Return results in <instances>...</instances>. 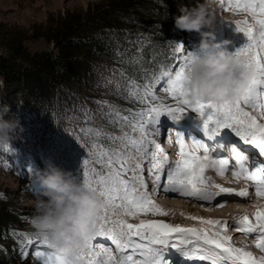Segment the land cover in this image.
<instances>
[{"label":"snow or ice","instance_id":"snow-or-ice-1","mask_svg":"<svg viewBox=\"0 0 264 264\" xmlns=\"http://www.w3.org/2000/svg\"><path fill=\"white\" fill-rule=\"evenodd\" d=\"M225 11L244 13V18L234 23L236 31L247 38V42L231 53L241 61V66L253 70V76L242 95L235 100L212 103L187 98L185 69L190 52L183 50L176 42L172 49L176 66L167 79L163 92L170 100L156 95L155 85L167 71L149 74L143 84L135 79L125 78L129 99H134L141 107L136 111L121 110L107 101H95L100 106L103 117L109 124L120 128L119 134L103 128L87 126L92 118L89 109L82 108L85 127L75 140L87 149V156L80 166V183L91 191L98 192L104 205L96 215L95 232L86 238L84 245L74 246V255L54 251L39 234L13 232L18 241L22 258L26 259L29 247L34 264H173L175 255L189 264L206 261L208 264H264V256L257 257L252 251L233 243L229 229L254 236L252 243L264 253V205H254L249 215L232 216L228 219H212L189 215L200 227L171 224L164 220H145L129 223L123 217L138 215L167 216L168 212L151 198L147 175L152 182V191L176 194L190 198L201 204L224 207V198L250 200V188L255 196L264 198V0H218ZM250 18V19H249ZM143 43L137 47V55L128 60L137 65L143 60ZM123 53L117 52V56ZM121 75L123 73L121 72ZM112 81L109 80L108 83ZM121 85L116 82V89ZM107 111H104V109ZM195 111L203 118L204 136L211 139L221 129H230L232 136L228 143L211 144L204 140H191V147L185 137L175 132L178 146L176 159L169 162L167 154L157 143L155 136L161 135L156 127L161 114L178 121L187 110ZM130 128V135L124 131ZM102 140L121 145L109 148ZM228 147L229 157L217 155ZM134 149L135 153L128 151ZM151 149V150H150ZM9 151V146L4 145ZM204 158L211 162L217 176H225L231 170L234 180L249 182L242 189L225 187L205 175V168L197 166ZM145 168L147 171L145 172ZM250 185V186H249ZM120 212L121 214H116ZM35 224V221H32ZM110 241L111 247L94 243L98 239ZM99 249V250H97Z\"/></svg>","mask_w":264,"mask_h":264},{"label":"trees","instance_id":"trees-1","mask_svg":"<svg viewBox=\"0 0 264 264\" xmlns=\"http://www.w3.org/2000/svg\"><path fill=\"white\" fill-rule=\"evenodd\" d=\"M186 1L94 0L85 9L48 13L29 26L0 20V105H7L23 128L9 151L0 146V264L31 263L36 249L29 247L30 254L22 258V238L13 232L37 234L33 205L25 204L1 177L17 178L23 171L29 180L34 169H43L51 160L79 183L87 156V149L75 140L85 127L81 109L90 110L87 126L120 133L95 101H107L121 114L141 107L128 98L125 78L145 83L149 74L167 66L176 42L182 44L183 36L196 33L174 25ZM39 41L46 47L30 51L26 46ZM142 43V62L129 64ZM81 142L86 143L83 137ZM101 142L109 148L119 145Z\"/></svg>","mask_w":264,"mask_h":264},{"label":"clouds","instance_id":"clouds-1","mask_svg":"<svg viewBox=\"0 0 264 264\" xmlns=\"http://www.w3.org/2000/svg\"><path fill=\"white\" fill-rule=\"evenodd\" d=\"M216 4L218 0H197L195 6L182 8V14L174 21L177 29L196 32L201 37L190 52L185 69V88L190 101L200 99L219 103L235 100L253 76L252 69L242 67L240 60L215 41L214 33L205 30L211 28L214 15L210 9ZM21 131L19 117L10 114L7 105H0V146H10ZM197 166L206 168L208 160L202 157ZM32 177L39 184L33 193L37 234L46 238L53 250L73 256L74 246H83L85 239L94 235L96 215L104 205L103 199L51 160L46 161L43 169H34Z\"/></svg>","mask_w":264,"mask_h":264},{"label":"rangeland","instance_id":"rangeland-1","mask_svg":"<svg viewBox=\"0 0 264 264\" xmlns=\"http://www.w3.org/2000/svg\"><path fill=\"white\" fill-rule=\"evenodd\" d=\"M93 1L94 0H0V20L6 21L10 24L29 26L34 22L43 21L48 13L63 12L66 9H85ZM196 3H197V0H187L185 7L186 8L193 7L196 5ZM210 11L214 15L213 23L210 29H205V30L212 31L214 33L215 41L220 43L221 47L226 48L230 53H234L237 48L241 47L244 43L247 42V38L244 36L243 33L236 31L235 25L232 22L243 19L245 14L238 13V12H232V11H225L223 8L219 6V2L218 4L213 5ZM200 38L201 37L199 33H195L194 35H189L187 37L183 36V43L181 44L183 47V50H185L186 52H191L195 48V46L199 43ZM225 41L227 43H224ZM26 46L30 51H34L36 49H43L46 47L42 41L32 42V43L28 42L26 43ZM169 56L171 57L170 59L171 61L168 60L167 66L165 68L158 69L154 73V74H159L161 71H167L169 73V76L164 77L160 81V83L155 85V89H154V91L156 92V95L165 97L166 100H170V98L166 97L165 93L163 92V88L166 86L167 79H169L172 75H174V73L172 72V68L176 66V60L174 58L173 51L172 53H170ZM182 118H186L188 122L193 121L194 123H196L197 126L198 125L200 126V123H203V118L200 117L195 111H192L189 109L181 115V118L178 121H172L169 119L167 114H161L156 127H158L160 129V132H162L163 127L160 125V123L162 121H164V123L168 121V125L164 126L165 133H166L165 138L166 136H167V139L174 138L176 137L175 132L178 134L180 127H184V125L176 126ZM197 129L196 131H199L200 128H197ZM127 132H129V134L133 136L139 135V133H132L130 128H128ZM186 134L188 137L193 139L196 135V132L191 131V130H186ZM160 138H161L160 135L155 136L157 143ZM118 147H121V145L119 144ZM128 151L135 153L134 149H129ZM167 156H168V159L172 157L175 160L177 158L176 154L173 151L168 152ZM211 169H213L212 165L207 166L205 168V175L211 176L212 178L214 177L213 179L215 180L216 183L224 185L223 177L217 176L215 172L211 171ZM146 171L147 169L145 168V172ZM226 178L228 179L227 176ZM1 179L7 185L12 186L14 188V191L18 192V195L20 196V198H22L25 204L33 205V199H34L33 193L38 189L39 184L32 177H30V179L28 180L27 177H25L24 172L20 171L19 177L17 178L10 177V176H2ZM145 180L148 183V185L149 183H152L151 179L147 175H145ZM246 184L247 182L244 180L235 181V184L230 183L231 188H235L237 190L244 188ZM230 185H226V186H230ZM149 191H150L151 198L153 199V197H156L155 202L161 207H163L168 212L167 216H153L149 214L148 215L149 217L150 216L155 217V218H152V220L154 219L164 220L171 224H181L182 226L200 227L197 221H193L191 219H188L187 217L189 215L203 216L206 219L207 218L227 219L228 217V215H225L226 216L225 218L224 216L203 215L201 212H199V208L203 207L200 204H198L196 209H193L192 211H188V206L190 205V202H188V200L181 198L180 202H174V203L171 202L172 204L171 203L168 204L162 199L161 196H159V198L157 199V195L159 193L152 191V188L151 189L149 188ZM251 193L255 195L254 189H251ZM159 195H161V192ZM254 205H264V199L262 198L259 199V197H256V196L255 198L252 197V200L250 199L247 204H244V207H243L244 211L240 213L236 212L239 214L235 213L234 216L242 215L245 212L251 215V213L255 210ZM210 210H212V208ZM215 210L216 209H214L211 212H215ZM123 218L126 219L129 223H131L132 221L134 224L139 223L141 219H145L143 218L142 214L135 216V217L126 216ZM228 234L233 235L232 237H233L234 243H237L239 239L248 238V236H244V235L235 236L236 234H233L232 229H229ZM253 239H250L248 243H252ZM237 246H240V245H237ZM240 247H245L247 248V250L258 254V257L263 256L262 253H259L258 251L253 249L252 246L242 245ZM31 260L32 261L29 264H34V257Z\"/></svg>","mask_w":264,"mask_h":264},{"label":"bare ground","instance_id":"bare-ground-1","mask_svg":"<svg viewBox=\"0 0 264 264\" xmlns=\"http://www.w3.org/2000/svg\"><path fill=\"white\" fill-rule=\"evenodd\" d=\"M160 125L163 127V130L161 132V135H160L161 138L158 140V143L162 146L164 152H166V151L170 152L172 150H176L177 149V145L175 144L176 137L170 139L169 148H168V143L164 141L165 135H166L164 126L168 125V121H166L165 123H164V121H162L160 123ZM180 125L181 126L184 125V127H180V130L178 131L179 132L178 134L185 137V140H186L187 143H189L190 147H191L190 138L187 136L186 130H191V131H195L196 132V135H195V137L193 139L204 140L206 143L209 144V142L207 140H205L204 137L198 131H196L197 128L201 129V127H202L201 124H200V126L199 125L197 126L196 123H194L193 121L188 122V120L186 118H182L178 122V124L176 126H180ZM194 128H196V129H194ZM228 135L229 136L232 135V133L230 132L229 129H221L220 133L212 134L211 136H213V137L218 139V137H223V136L229 137ZM169 149H171V150H169ZM199 154L202 155L204 153L201 151ZM217 155H222V154H217ZM210 165H211V162H208V166H210ZM226 176L228 177V179L226 178ZM235 181L236 180H234L232 175H231V170H229L225 174V176H223V182H224L223 184L225 185V187H231L230 183L231 184H235ZM226 185H230V186H226ZM149 188L150 189L152 188V183H149ZM250 193H251V188H250ZM159 194L157 195V199L159 198V196H161L162 199L165 202H167L168 204H170L171 202H173V203L174 202H180V199L183 198V197H180L179 195H176V194H167L166 195L162 191H161V195H159ZM251 196L255 198V195H253L252 193H251ZM153 199L156 200V198H154V197H153ZM183 199H186V200H188V202H190V205L188 206V211H192L193 209H196L198 204L202 205L201 202H197V201H195L193 199H190V198H183ZM224 199L227 200V203H225L224 207H215V206H212V205L203 204L202 205L203 207L199 208V212H201L203 215L224 216V218L226 217L225 215H228V217H227V219H228V218L234 216L236 212H239V213L243 212L244 211V209H243L244 204H247L248 201H249V200H244L243 198H224ZM259 199H261V198H259ZM262 199H264V198H262ZM251 200H252V198H251ZM211 208H212V210H210ZM214 209H216L217 211L215 210V212H211ZM239 213H236V214H239ZM145 220H152V219H145ZM238 235L239 234H236L235 236H238ZM231 236H233V235H231ZM253 238H255V237L254 236H248V238H244L245 242L239 240L235 244L240 245V246H242V245L244 246V244L245 245H249V243H248L249 240L253 239ZM94 243L102 244L104 246L109 245V243L106 240H104L103 238L98 239ZM97 250H99V249H97ZM113 253H115V252L113 251ZM173 256H175V255H173ZM177 258H179V257H177Z\"/></svg>","mask_w":264,"mask_h":264}]
</instances>
